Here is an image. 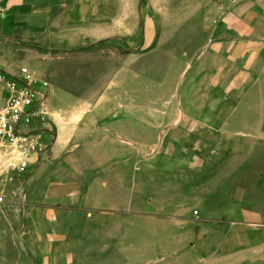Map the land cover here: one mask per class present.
I'll list each match as a JSON object with an SVG mask.
<instances>
[{"label": "crops", "instance_id": "0c3cea01", "mask_svg": "<svg viewBox=\"0 0 264 264\" xmlns=\"http://www.w3.org/2000/svg\"><path fill=\"white\" fill-rule=\"evenodd\" d=\"M170 4L0 0V33L29 30L41 43L51 83L53 146L27 182L38 174L47 179V217L80 210L114 239L100 243L96 264H264V0L206 6L210 42L196 53L203 58L198 73H212L208 95L223 92L205 105L193 93L191 106L179 101L172 113L171 99L160 93L165 75H150L170 64L151 66L145 57L163 46L167 27L179 24L181 7ZM114 42L123 52L104 58L111 61L101 75L104 88H86L98 77L81 55ZM73 51L80 54L78 76L69 65ZM189 136L192 143L183 144ZM5 159L0 151V165ZM64 169L74 178L55 175ZM2 212L0 236L13 235L9 245L0 241V264H93L64 232L53 227L44 234L29 203L21 230ZM112 250L121 261L106 256Z\"/></svg>", "mask_w": 264, "mask_h": 264}, {"label": "rangeland", "instance_id": "374dc122", "mask_svg": "<svg viewBox=\"0 0 264 264\" xmlns=\"http://www.w3.org/2000/svg\"><path fill=\"white\" fill-rule=\"evenodd\" d=\"M166 1L168 4L172 3L170 4L172 8L176 5L178 9L179 6L181 7V14L178 13V16L176 17V20L179 22V24L176 26L174 25L176 30H174V26H171L172 28L167 27L169 28L168 31H170L168 33V38L172 37L173 39L167 38L163 43V46L159 48L156 53H150V55L146 54L145 57L148 65L151 66H168L170 64V67L167 71L150 72V75L151 78L152 76L154 78H159L165 75V84L160 93L162 96L171 99L172 104H168L167 110L168 112L172 113L176 111L175 106H173L174 103L178 104L179 101H183L184 105L187 107L191 106L190 101L192 100L193 93L195 99H199L198 104L205 105V103L211 102L213 97L222 94L223 89H219L220 92L218 89H215L214 93L210 92V95H208L207 84L209 81L208 79H210V77L212 78V73H208L206 71L198 73V71L203 67V62H199L198 59L201 60L203 58L201 55H196V53L203 51L207 47L208 42H210L209 40H206L207 36L209 35V32L207 31L209 24L205 22V19H207L206 6L209 5L211 0ZM199 4L203 6L199 7ZM156 18L158 22L159 17L156 16ZM171 31L173 34L172 36ZM40 45L41 43L37 40V38L31 37L30 31L27 29H19L10 34L0 33V64L4 67L2 70L8 69L17 71L21 66H28L35 74L46 77L48 75V72L46 73L47 58L45 55H43V48H41ZM117 49L123 52L122 47L118 46V44L114 42L109 45H102L98 47L97 52H84L81 55V57H83L81 61H84V59L85 62L89 60L91 61V64L93 65L92 69L95 71V74L98 77L97 80H94L92 84L87 85L86 88H89L90 86H95L98 89L104 88L106 80H101V75L105 69H109V64L107 62H111L109 60H104V58L107 59L108 56H111V59L113 60L115 58L113 57V52H115ZM175 49L177 50L178 54H174L171 60L169 59V56L172 51H175ZM103 50L105 52H103ZM180 50H182L181 52L183 54L180 53ZM58 53H62V51H56L55 54L58 55ZM71 54L72 57H70L71 60L69 61L71 62H69V65H71L70 67H75L72 72H74V75L78 76L79 71L77 65L78 61L80 60L78 58L79 51H73ZM174 60L177 62H172ZM219 62H222L221 58ZM187 63H189L188 70L182 74L181 68L185 67ZM204 64H207V61H205ZM111 73L112 71L109 74ZM195 77L197 78L198 82L196 88L191 84V81L194 80ZM86 88H83V90ZM153 90L154 89H151L152 93L154 92ZM76 91L79 92L78 89H76L74 92ZM169 121L170 120H167V122ZM153 137H155V134L154 132H151V138ZM193 140L194 138L189 136L183 142V144L189 145ZM145 154L154 156V154L157 153L147 152ZM179 154L184 156V153ZM49 155L50 154L48 153V155L44 156V158H42L39 162H34L24 170L17 168L16 166H10L8 162H1L0 197H3V201L0 203V213L2 214V210H6L5 213L8 212L7 214L10 215L11 219L17 222V230H21L23 225L21 220L24 217L25 205L29 203L32 208V214L41 222L40 226L43 229L44 234L47 229H51L53 227L58 229L60 232H64L72 241L75 252L83 257L88 256V261H93V264H96L95 262H100L103 259L99 253V251H101L100 243H102V241L106 242L107 240L111 242L114 239L110 237L106 230L102 233L99 228L95 227L94 217H89L87 220L86 216L80 210L58 211V218L55 220L47 217L45 215V209L48 206H52V203L42 202L47 179L41 180L38 178L40 174L37 175L36 173L35 175H37V178L34 176V178L29 183L27 182L28 177L34 173V169L40 164V162L42 163L48 160ZM155 158H158V156H155ZM15 163L18 165L19 162L17 161ZM49 170L48 168H44V171H46L45 174H52L53 169L50 171ZM87 170L91 175H93V169L91 167H88ZM54 173L55 175H59L68 179L74 178L75 175L66 169L59 170ZM26 193H28L27 196ZM69 206L72 207L71 204H69ZM19 209H22V212H20ZM3 227H5V223H3L1 220L0 228ZM12 233L13 232H10L5 235L6 237L0 236V241L5 243L7 240V244L9 245L12 239ZM7 250H10V252L14 254V248H7ZM106 256H109L113 259L117 257V261H121V256L119 254H115L113 250L109 251V254ZM88 263L90 264L91 262Z\"/></svg>", "mask_w": 264, "mask_h": 264}, {"label": "built area", "instance_id": "2783aa9c", "mask_svg": "<svg viewBox=\"0 0 264 264\" xmlns=\"http://www.w3.org/2000/svg\"><path fill=\"white\" fill-rule=\"evenodd\" d=\"M50 94V81L28 66L0 70V151L6 153L5 163L24 170L48 155L53 146Z\"/></svg>", "mask_w": 264, "mask_h": 264}]
</instances>
